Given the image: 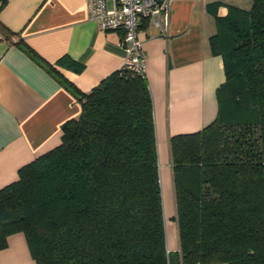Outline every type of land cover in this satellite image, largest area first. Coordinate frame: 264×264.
I'll return each instance as SVG.
<instances>
[{
    "label": "trees",
    "instance_id": "obj_1",
    "mask_svg": "<svg viewBox=\"0 0 264 264\" xmlns=\"http://www.w3.org/2000/svg\"><path fill=\"white\" fill-rule=\"evenodd\" d=\"M208 44L225 74L217 115L169 140L178 250L147 79L124 67L86 92L61 77L81 112L0 188V249L22 233L35 264H264V0L215 15Z\"/></svg>",
    "mask_w": 264,
    "mask_h": 264
},
{
    "label": "crops",
    "instance_id": "obj_2",
    "mask_svg": "<svg viewBox=\"0 0 264 264\" xmlns=\"http://www.w3.org/2000/svg\"><path fill=\"white\" fill-rule=\"evenodd\" d=\"M250 2L171 0L163 30L150 20L138 30L153 105L167 250L179 249L170 137L215 119L216 89L225 74L208 37L215 32V15ZM0 24L10 32L5 38L0 31L1 188L17 179L22 165L56 146L61 124L80 114L61 77L89 91L123 66L125 52L121 32L101 30L89 18L86 0H6ZM0 264H35L22 233L7 237Z\"/></svg>",
    "mask_w": 264,
    "mask_h": 264
},
{
    "label": "built area",
    "instance_id": "obj_3",
    "mask_svg": "<svg viewBox=\"0 0 264 264\" xmlns=\"http://www.w3.org/2000/svg\"><path fill=\"white\" fill-rule=\"evenodd\" d=\"M171 0H86L88 16L101 30L120 31L125 52L123 66L144 73L145 58L138 30L150 20L164 29L168 25Z\"/></svg>",
    "mask_w": 264,
    "mask_h": 264
}]
</instances>
